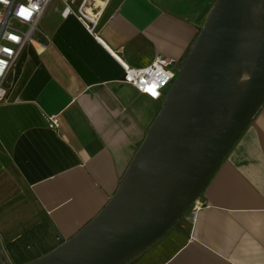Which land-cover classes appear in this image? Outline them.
I'll use <instances>...</instances> for the list:
<instances>
[{
  "label": "crops",
  "instance_id": "crops-1",
  "mask_svg": "<svg viewBox=\"0 0 264 264\" xmlns=\"http://www.w3.org/2000/svg\"><path fill=\"white\" fill-rule=\"evenodd\" d=\"M213 2L104 0L89 30L49 0L2 82L0 264L41 257L104 207L162 102L124 82L119 59L178 71ZM198 202L125 264H264V103Z\"/></svg>",
  "mask_w": 264,
  "mask_h": 264
},
{
  "label": "water",
  "instance_id": "water-1",
  "mask_svg": "<svg viewBox=\"0 0 264 264\" xmlns=\"http://www.w3.org/2000/svg\"><path fill=\"white\" fill-rule=\"evenodd\" d=\"M104 207L25 264H125L196 201L264 103V0H214Z\"/></svg>",
  "mask_w": 264,
  "mask_h": 264
},
{
  "label": "built area",
  "instance_id": "built-area-1",
  "mask_svg": "<svg viewBox=\"0 0 264 264\" xmlns=\"http://www.w3.org/2000/svg\"><path fill=\"white\" fill-rule=\"evenodd\" d=\"M48 2L49 0H0V100L5 95L2 82L24 44L31 39ZM77 13L80 19L86 21L89 30L95 28L99 13L89 16L80 9ZM119 61L124 70V82L154 100L163 99V90L177 74L176 61L162 55L155 56L143 67H132L120 59ZM55 126L57 123L52 120L49 127ZM201 207L197 199L191 205L190 211L195 212Z\"/></svg>",
  "mask_w": 264,
  "mask_h": 264
},
{
  "label": "rangeland",
  "instance_id": "rangeland-1",
  "mask_svg": "<svg viewBox=\"0 0 264 264\" xmlns=\"http://www.w3.org/2000/svg\"><path fill=\"white\" fill-rule=\"evenodd\" d=\"M102 1L104 0H68L74 10L78 11V9H80L82 11H86L87 14L89 11H92L95 14L98 13L100 8L102 7ZM170 84L164 89L165 92L169 88ZM188 211H190V208L188 209Z\"/></svg>",
  "mask_w": 264,
  "mask_h": 264
},
{
  "label": "bare ground",
  "instance_id": "bare-ground-1",
  "mask_svg": "<svg viewBox=\"0 0 264 264\" xmlns=\"http://www.w3.org/2000/svg\"><path fill=\"white\" fill-rule=\"evenodd\" d=\"M106 1V0H105ZM90 12H92V11H90ZM90 16V15H89Z\"/></svg>",
  "mask_w": 264,
  "mask_h": 264
}]
</instances>
